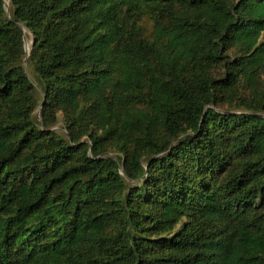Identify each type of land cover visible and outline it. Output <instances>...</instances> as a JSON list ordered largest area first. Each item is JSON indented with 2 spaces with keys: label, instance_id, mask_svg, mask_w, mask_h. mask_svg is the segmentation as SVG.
Instances as JSON below:
<instances>
[{
  "label": "trees",
  "instance_id": "1",
  "mask_svg": "<svg viewBox=\"0 0 264 264\" xmlns=\"http://www.w3.org/2000/svg\"><path fill=\"white\" fill-rule=\"evenodd\" d=\"M8 9L0 264H264V0Z\"/></svg>",
  "mask_w": 264,
  "mask_h": 264
},
{
  "label": "rangeland",
  "instance_id": "2",
  "mask_svg": "<svg viewBox=\"0 0 264 264\" xmlns=\"http://www.w3.org/2000/svg\"><path fill=\"white\" fill-rule=\"evenodd\" d=\"M9 3V0L6 2V0H4V7H5V4L8 5ZM6 11V9H5ZM6 14L7 16L9 17V9H8V6H7V11H6ZM23 42H24V47H25V50H26V55H25V58L24 60H26L27 58V54H29L28 52L30 51V48H31V42H32V39H31V36L29 35L28 31L27 30H23ZM25 71L26 73L28 74V70H27V67L25 65ZM33 81V79H31ZM33 119L35 121H38L39 120V112L38 110H36L34 113H33ZM61 126V123L57 124L52 130L54 131H62V129L60 128ZM111 156L114 157L113 154H111Z\"/></svg>",
  "mask_w": 264,
  "mask_h": 264
},
{
  "label": "water",
  "instance_id": "3",
  "mask_svg": "<svg viewBox=\"0 0 264 264\" xmlns=\"http://www.w3.org/2000/svg\"><path fill=\"white\" fill-rule=\"evenodd\" d=\"M3 1H4V0H3ZM7 6H8V5L5 4V9H6V11H7ZM22 29L24 30L23 27H22ZM32 44H33V40H32V42H31V46H32ZM28 53H29V52H28ZM27 55H28V54H27ZM23 68L25 69V64H24V63H23ZM39 108H40V107H39Z\"/></svg>",
  "mask_w": 264,
  "mask_h": 264
},
{
  "label": "bare ground",
  "instance_id": "4",
  "mask_svg": "<svg viewBox=\"0 0 264 264\" xmlns=\"http://www.w3.org/2000/svg\"><path fill=\"white\" fill-rule=\"evenodd\" d=\"M8 0H6V2H7Z\"/></svg>",
  "mask_w": 264,
  "mask_h": 264
}]
</instances>
